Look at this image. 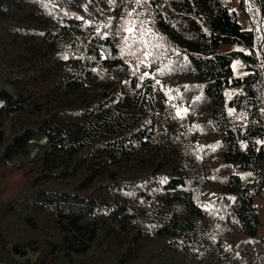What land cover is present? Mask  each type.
Returning a JSON list of instances; mask_svg holds the SVG:
<instances>
[{
    "label": "trees",
    "instance_id": "trees-1",
    "mask_svg": "<svg viewBox=\"0 0 264 264\" xmlns=\"http://www.w3.org/2000/svg\"><path fill=\"white\" fill-rule=\"evenodd\" d=\"M238 5L250 28L226 0H0L1 262L264 264V0Z\"/></svg>",
    "mask_w": 264,
    "mask_h": 264
},
{
    "label": "rangeland",
    "instance_id": "rangeland-1",
    "mask_svg": "<svg viewBox=\"0 0 264 264\" xmlns=\"http://www.w3.org/2000/svg\"><path fill=\"white\" fill-rule=\"evenodd\" d=\"M228 6L237 12V18L238 21L241 24V27L243 29H247L251 27V24L248 20L247 14L243 12V10L239 7L238 2L239 0H226ZM233 48H241L245 50V48L238 44V43H223L220 45V49L223 51L230 50ZM232 69H233V74L235 76H240L242 75L246 70H245V65L240 59H234L232 62ZM254 203L256 205L257 209V214L259 218V228L258 231L260 235L264 236V198L260 195H256L254 197Z\"/></svg>",
    "mask_w": 264,
    "mask_h": 264
},
{
    "label": "snow or ice",
    "instance_id": "snow-or-ice-1",
    "mask_svg": "<svg viewBox=\"0 0 264 264\" xmlns=\"http://www.w3.org/2000/svg\"><path fill=\"white\" fill-rule=\"evenodd\" d=\"M135 2L139 5V4H141L142 2H147V0H135ZM133 11H135V10H133ZM127 15H128L129 17H131V16L133 15V13H132V12H129ZM141 23H142V22H141ZM126 24H127V26H126V28H125V31H126L127 33H129V34H132V33L136 30V25H135V23H134L133 21L129 20V21H126ZM141 35H143V34H141ZM128 39H129L128 36H125V37H124L125 42H127ZM178 114H179V113H178Z\"/></svg>",
    "mask_w": 264,
    "mask_h": 264
},
{
    "label": "crops",
    "instance_id": "crops-1",
    "mask_svg": "<svg viewBox=\"0 0 264 264\" xmlns=\"http://www.w3.org/2000/svg\"><path fill=\"white\" fill-rule=\"evenodd\" d=\"M0 264H5V263H3V262L0 261Z\"/></svg>",
    "mask_w": 264,
    "mask_h": 264
}]
</instances>
